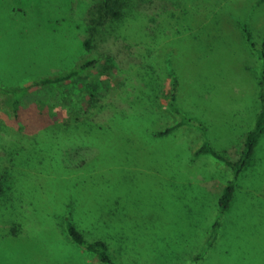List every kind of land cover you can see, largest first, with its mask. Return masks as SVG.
Masks as SVG:
<instances>
[{"label":"rangeland","instance_id":"374dc122","mask_svg":"<svg viewBox=\"0 0 264 264\" xmlns=\"http://www.w3.org/2000/svg\"><path fill=\"white\" fill-rule=\"evenodd\" d=\"M99 1L0 0V83L99 59L68 89L91 90L93 122L62 136L45 128L47 104L64 87L32 91L17 112L0 93V165L9 172L0 182L13 185L0 195V264H108L68 238L69 211L116 264H264V135L206 252L232 171L193 154L207 140L237 157L255 122L264 0L143 1L106 34L92 30ZM169 70L191 122L161 136L178 118L164 96Z\"/></svg>","mask_w":264,"mask_h":264},{"label":"trees","instance_id":"16d2710c","mask_svg":"<svg viewBox=\"0 0 264 264\" xmlns=\"http://www.w3.org/2000/svg\"><path fill=\"white\" fill-rule=\"evenodd\" d=\"M143 1L149 0H102L94 5L95 10L93 18L94 29L102 34L113 33L114 31L121 30L122 26L132 16H137L136 7L138 4L143 3ZM247 38L251 40V33L247 31ZM88 42V41H87ZM261 54L264 57V40L262 41ZM99 59H89L83 63L72 67L68 70L61 71L58 74H47L41 76L37 79L22 83V84H2L0 83V93L5 94L11 103V106L15 112L19 110L20 104L23 98L34 90L46 88V87H64V93L57 103L50 102L47 104V110L49 108V124L45 128V131L52 136L59 137L62 136L61 133L69 131L70 128L85 126L87 122L92 124V113L96 110V99L91 90L76 93L70 92L68 90L75 82L84 74L91 72L92 69L97 68ZM169 85L171 93L164 94L166 98V103L169 111L175 114L178 118L171 125L159 130L157 135H165L171 131L179 128L181 125L190 123L191 118L183 113L176 102V77H174L171 70H169ZM258 100H259V110L256 113L255 122L253 126L246 132L243 148L238 153L237 157L230 158L217 149H215L209 141L205 140L194 150V155H201L204 153H209L221 160L225 165H227L232 171V177L223 186L221 192L219 193L217 201V216L211 224V230L206 241L205 247L201 251L206 252L209 247H211L212 242L216 240V236L219 228L221 227V217L229 208L234 192L237 187V180L240 172L247 166L250 158L253 156L254 151L264 135V60L261 65V70L258 79ZM100 108V107H99ZM97 108V110H99ZM48 112V111H47ZM102 129L103 125H99ZM58 143H61V139L57 138ZM9 172L7 169L0 165V181L1 179H8ZM13 185L3 186L0 182V195H8L9 191H12ZM67 212L63 221L65 222V230L68 238L82 247L88 252L97 255L99 260L108 264H116L112 259L109 252L108 243L102 238L91 239L88 238L81 228L75 223L70 214ZM198 251L192 259L201 258L203 252Z\"/></svg>","mask_w":264,"mask_h":264}]
</instances>
